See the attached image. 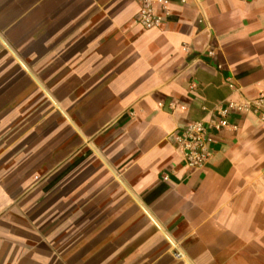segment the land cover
<instances>
[{
	"label": "crops",
	"instance_id": "0c3cea01",
	"mask_svg": "<svg viewBox=\"0 0 264 264\" xmlns=\"http://www.w3.org/2000/svg\"><path fill=\"white\" fill-rule=\"evenodd\" d=\"M167 1L0 0V264H264V0Z\"/></svg>",
	"mask_w": 264,
	"mask_h": 264
},
{
	"label": "built area",
	"instance_id": "2783aa9c",
	"mask_svg": "<svg viewBox=\"0 0 264 264\" xmlns=\"http://www.w3.org/2000/svg\"><path fill=\"white\" fill-rule=\"evenodd\" d=\"M187 0H181L185 4ZM142 5L138 11L136 22L145 30L158 28L161 24V17L154 13V4H158L164 11L165 15L169 13V3L167 0H138ZM219 121L212 125L216 131L230 128L228 123L229 111L244 110L254 115H258L259 119L264 122V95L257 96L254 100L244 102L237 105L233 102L227 104V109L221 106L215 107ZM235 129V128H234ZM173 142L178 149L186 167L199 171L205 168L211 157V145L214 139L209 134L206 125L201 121L190 122L181 127L173 136ZM174 258L180 259L181 254L178 250H174Z\"/></svg>",
	"mask_w": 264,
	"mask_h": 264
}]
</instances>
